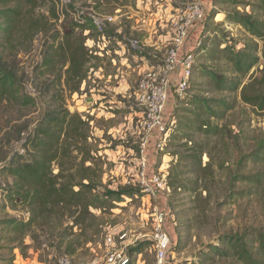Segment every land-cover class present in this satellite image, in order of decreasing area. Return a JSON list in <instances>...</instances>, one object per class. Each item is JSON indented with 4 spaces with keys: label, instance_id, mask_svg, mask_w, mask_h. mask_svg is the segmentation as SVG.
Here are the masks:
<instances>
[{
    "label": "rangeland",
    "instance_id": "rangeland-1",
    "mask_svg": "<svg viewBox=\"0 0 264 264\" xmlns=\"http://www.w3.org/2000/svg\"><path fill=\"white\" fill-rule=\"evenodd\" d=\"M196 1L71 0L66 3L65 0H43L36 6L35 16L49 19L45 31L34 35L25 50L6 52L5 55L21 78L20 92L15 94L28 97L20 102L7 100V96L0 94V220L9 217L27 219L30 216L23 203H16L15 207L9 200L7 189L14 178L1 168L12 154L25 152L24 143L38 121L46 112L60 105L89 120V128L82 129L88 139L85 141L81 136L82 139L76 140L77 146L83 148L74 151L73 155L77 163H81L84 157L89 160L86 166L92 167L94 182L99 185L96 194L106 203L103 202L101 208L92 209L95 218L87 220L86 231L81 233L78 227L73 230L69 227L67 234L70 238L61 247L55 237H51L47 244V233L50 228L57 230V234L66 225L71 226L70 219H60V216L46 227L47 220L40 218L46 228L44 234L37 231L42 244H35L28 237V231L24 234L3 232L1 227L0 264H59L60 257H68L73 264H107L111 252H123L131 259V264H156L153 245L144 246L138 255L133 251L136 245L151 242L152 217L156 207L170 210L168 227L177 245L169 254V264H245L229 248L224 247L225 252L220 249L216 255L214 248L228 237L244 239L251 233L264 231V110L246 103L241 93L242 86L250 82L249 95L264 92V40L253 36L227 16L236 12L252 13L257 20L264 22L262 11L252 6L236 5L231 0H202L207 12L213 7L220 12L214 19L207 20L209 31L203 29L204 22L201 25L199 21L192 22L193 26L189 28L187 43L191 44L190 51L195 56L189 89L186 97L174 107L175 111L170 113V119L165 118V131H156L159 136L152 159L148 154L143 158L140 151V143L145 136L142 126L145 113L138 105L135 93L144 73L139 75L136 65L128 67L120 55L114 53L125 46L128 51L123 57L136 51L144 55L150 44L158 42L160 50L153 52L159 56L157 64L164 66L176 38L177 27L182 23L179 17ZM142 9L146 13L144 16L137 13ZM166 10L172 16V26L166 25L161 18V14L168 13ZM81 11L87 14L83 18L90 33L75 27ZM93 11L115 16L114 23L108 27V41H103L106 47L88 17V13ZM176 16L178 23L175 22ZM73 27L77 35L90 34V38L98 40L94 47H90L87 41L86 46L89 51L93 50L90 52L93 57L100 58L90 59L88 66L94 68L89 69L82 89L75 93L66 85L65 68H60L59 64L54 68L42 65L49 45ZM118 40L122 43H117ZM130 40H137L139 48H133ZM201 40L207 49L203 53L196 50ZM58 41L61 42L60 38ZM228 41H232L229 46L236 52L245 46L253 49L255 44L258 45L254 53L259 60L248 75L234 77L229 52H222V46L219 48L220 43ZM107 50L113 51L111 55L118 58L116 65L106 54ZM125 69L132 72V88L128 91L126 87L112 90L110 85L121 87V72ZM208 71L225 74L231 86L241 78L243 85L236 91L227 89L220 92L212 84L210 74H206ZM107 74H113V77ZM92 88H96L94 93L100 95L98 99L90 91ZM195 97L227 102V108L212 102L213 108L223 113L222 118L199 112L211 127L222 128L215 135L212 132L206 134L205 129L199 130L195 115L184 111L186 108L193 112L198 110L192 103ZM187 101L188 105H185ZM183 115L189 119L182 120ZM196 152H203L200 161L193 155ZM143 160H146L145 178L142 175ZM53 168L57 172L55 164ZM154 174L161 176L164 182L155 194L146 185ZM109 189L132 190L137 194L106 199L103 194ZM108 236L112 237L111 243ZM14 237L29 244L26 257L15 248ZM256 245H250L249 251L254 253ZM212 255L214 257H209Z\"/></svg>",
    "mask_w": 264,
    "mask_h": 264
},
{
    "label": "trees",
    "instance_id": "trees-1",
    "mask_svg": "<svg viewBox=\"0 0 264 264\" xmlns=\"http://www.w3.org/2000/svg\"><path fill=\"white\" fill-rule=\"evenodd\" d=\"M42 1L0 0V94L7 96V100L16 99L21 102L28 97L24 94H15V92H20L21 78L18 75L15 65H11L5 55L6 52L11 53L25 50V47L28 46L34 35L45 31L49 19L46 17L40 19L34 14L36 6ZM220 1L218 0L217 2ZM242 1L244 0H231L236 5L243 4L244 6H252L253 8L259 9L264 15V0ZM219 12L214 7L207 12L206 17L201 21V25L204 22L203 29L209 23L207 20L214 19V16ZM227 17L244 26L253 36L264 40V22L257 20L252 13L236 12L228 14ZM86 25V21L84 23L76 22L75 27L77 29L82 28V31H89L90 33V29L86 28ZM75 27L71 31L64 32L61 37L58 36V38H55L54 44L49 45L48 55L42 63L43 66L48 68H54L57 64L60 65V68H65L66 85L74 93L80 91L81 85L88 78L89 69L94 68L93 66H88L90 59H100L96 55L93 57L90 53L93 50L89 51L86 46L88 39H90V34H86L85 36H82L83 34L77 35ZM107 31L108 28L106 29V35L109 36ZM201 31L203 32L202 29ZM59 38L61 42L58 41ZM231 42L220 43L219 48L222 46L223 48H220L222 52H229L230 64L234 66V77L235 75L237 77H244L250 73L259 60V57L254 53L258 45L255 44L253 49H250V46H245L243 50L236 52L229 46ZM188 50L190 51L191 48L189 47ZM196 50L202 53L205 50L207 51L204 41L201 40L199 42ZM206 74H210L212 84L214 83L216 90L220 92L226 91L227 89L236 91L243 85L241 78L239 81L237 78L234 86H231L229 84L230 80H227L228 77L223 73L208 71ZM74 83H77V85ZM251 86L252 82L242 86V99L246 103L264 110V92L249 95L247 90ZM212 102L223 104L226 108L228 107L227 102L222 99L213 100L195 97L192 103L195 104L198 110L196 109L197 111L195 112L194 110L193 112V110H187L186 108L184 111L195 115L194 119L199 122L197 126L199 130L205 129L206 134L212 132L215 135L222 128L211 127L208 120H204L203 115L209 114L212 117L222 118L223 113L215 110ZM185 105H188V101ZM200 111H205V113L202 112L203 114H199ZM181 118L182 120L189 119L187 115H183ZM84 127L89 128V120H85L78 112L71 113L67 107L62 105L46 112L42 116L24 143L26 145L25 152L23 154L15 152L8 158L5 166L1 168L3 172H6L7 175L14 178L13 183L10 184V188L7 189L9 200L15 207L17 206L16 203H23V207L28 209L30 216L27 219L9 217L0 220V230L2 227L3 232H21L22 234L28 231V237L35 244H42L37 231L44 234L46 228L45 223L40 222V218L44 217L47 220V227L50 221L59 219L61 216L60 219H70L72 225H66L64 228L66 230L60 229L57 234V230L50 228L46 240L48 244L49 239L55 237L59 241L60 247L70 238L67 234L69 227L72 230L74 227H78L81 233L87 230V220L95 218L92 209L101 208L105 201H103L100 195L96 194V188L99 185L94 182L95 174L94 172L91 174L92 167L86 166V162L89 160L86 157H82L83 161L77 163L75 162L76 156L73 155L74 151L78 152L83 148L77 146L78 143L76 140L82 139L81 136H84L85 141L88 139V136L82 130ZM202 154L203 152H196L193 155H196L194 156L195 159L198 157L200 161ZM26 155L29 156L28 159ZM54 164L57 166V172L53 168ZM254 180L257 181L255 178ZM135 194L137 193L132 190L114 191L109 189L103 195H105L106 199L113 197L121 199L124 195L132 196ZM63 224L62 222L61 225ZM170 229L169 227V231ZM76 238L80 239L78 237ZM18 240L19 242L17 243ZM12 242H16L15 248H18L21 255L26 257V250L30 248L29 244H25L23 239H19L18 237L12 238ZM255 243L257 245L253 247V250H255L253 253V251H249L248 247ZM152 244L153 242L151 240V242L136 245L133 251L138 255L144 246ZM224 247L232 250L234 256H238V259L245 264H261L262 261L264 262V231L251 233L249 237L244 239L228 237L214 248L215 255L219 253L220 249L225 252Z\"/></svg>",
    "mask_w": 264,
    "mask_h": 264
},
{
    "label": "built area",
    "instance_id": "built-area-1",
    "mask_svg": "<svg viewBox=\"0 0 264 264\" xmlns=\"http://www.w3.org/2000/svg\"><path fill=\"white\" fill-rule=\"evenodd\" d=\"M65 2L70 3L71 0H65ZM85 15L87 14H84V12L81 11L78 17L79 23H84L86 21V19L83 18ZM206 15L207 6L205 5V2L197 0L192 3L186 12L179 17L182 23L177 27L176 38H174V42L167 53L165 65L144 73L138 82V87L135 93L136 101L138 105L144 109L145 113L142 120L145 136L140 143V151L143 158H146L148 154L150 147L149 144L153 133L156 131H165V113L172 89L175 88V95L178 100L184 99L187 95L193 73L194 62L193 53L186 50L189 28L190 26H193L191 25L192 22L199 21L201 23ZM88 17L95 27L96 32L99 34L103 46L106 47V43L103 42L108 41L106 29L109 25L114 23L115 16L102 15L93 11L88 13ZM175 22L178 23L177 16L175 17ZM88 32L89 31H86V33ZM97 41L98 40L94 38L88 39V43L91 44L90 47H94L97 44ZM100 43L101 41L99 44ZM130 43L133 48H139L137 40H130ZM175 74H178L176 81L173 79ZM156 145L157 141L154 146ZM159 147L162 148L160 144ZM146 172V160H143V178H145ZM163 183L161 176L154 174L153 177L147 181L146 185L151 192L155 194ZM169 215L170 210L168 208L156 207L154 209L151 239L155 250L156 264H169V254L177 245L176 239L169 231ZM107 239L110 243L112 242L111 236H108ZM109 255L107 258V264H130V258L123 252H111ZM59 264H73V262L68 257H60Z\"/></svg>",
    "mask_w": 264,
    "mask_h": 264
},
{
    "label": "crops",
    "instance_id": "crops-1",
    "mask_svg": "<svg viewBox=\"0 0 264 264\" xmlns=\"http://www.w3.org/2000/svg\"><path fill=\"white\" fill-rule=\"evenodd\" d=\"M143 9L141 10V12H137L138 15H143L144 16L146 14ZM166 11H168V10H166ZM161 18H163L166 21V25L172 26V22L173 21L171 19L172 16H171L169 11H168V13L166 15H162L161 14ZM136 21H139V19H137ZM194 27H195V25H194ZM167 29L169 30V28H167ZM192 33H193V31H192ZM117 43L120 44V43H122V41L118 40ZM189 45H191V44L187 43V45H186V50L187 51H189L188 50ZM148 47L149 48H147V50H146L147 53L144 54V55H142L141 51H139V52L136 51L133 54H128L127 57H123V55H125V53L128 51L125 46H122L121 49H116L114 51V53H117V55H120L121 61H124L123 63L126 64L128 67H132L131 64L136 65L137 68H138V73L140 75L141 73L143 74V73L148 72L149 70H153V69L161 67L159 64H157V63H159V61H158L159 56L156 53L153 52L156 49L160 50V43L156 42L155 44H150ZM152 47H154V48H152ZM111 52H113V51L107 50L106 54H109L108 56L111 57V61L113 63H115L114 65H116V63H117L116 60L118 58L114 57L113 55H111ZM130 56H131V58H130ZM139 61H144V62H139ZM131 74H132V72L129 69L122 70L121 77L123 78V80L120 83L121 87H118V86L116 87L115 85H110L111 89L112 90L115 89L116 91H118V89H121L123 87H126V91H128L127 89H131L132 88L131 87V84H132ZM107 75L109 77H113V74H107ZM115 77H118V75H115ZM141 77H142V75H141ZM177 77H178V74H175L173 76L174 81H176ZM95 89L96 88H92L90 91H93V93H94ZM93 96H95L97 99L100 97V95H98L96 93H94ZM175 96H176L175 95V88H173L171 93H170V99H169V102H168V105H167V108H166V114H165V118L166 119L167 118L170 119V113H172V111H174V109H175L174 107H176L178 102H179V100L176 99ZM81 97H84V96L81 95ZM102 104H104V103H102ZM158 136L159 135L156 132H154L152 137H151L150 147H149V151H148V156H149L150 159H152L155 156L154 143H155L156 138Z\"/></svg>",
    "mask_w": 264,
    "mask_h": 264
}]
</instances>
